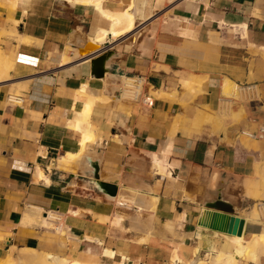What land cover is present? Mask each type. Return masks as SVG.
Segmentation results:
<instances>
[{
  "label": "crops",
  "instance_id": "obj_1",
  "mask_svg": "<svg viewBox=\"0 0 264 264\" xmlns=\"http://www.w3.org/2000/svg\"><path fill=\"white\" fill-rule=\"evenodd\" d=\"M0 47V264H262L264 0H0Z\"/></svg>",
  "mask_w": 264,
  "mask_h": 264
},
{
  "label": "water",
  "instance_id": "obj_2",
  "mask_svg": "<svg viewBox=\"0 0 264 264\" xmlns=\"http://www.w3.org/2000/svg\"><path fill=\"white\" fill-rule=\"evenodd\" d=\"M86 48L87 46L84 48V50L80 51V54L82 56L90 54V53L89 54L83 53V51H86L85 50ZM100 48L97 51H99ZM101 54L102 55L100 57H98L95 60H92L93 66H96V67L103 66L105 64V61L110 57L109 52H102ZM105 72H107L106 69L102 70V74L100 75L97 73H93V76H95L96 78H101L103 77ZM96 180L98 181V185L101 187V189H103L106 192L107 195H109L110 197H116L117 187L115 185L107 184V183L99 181V176H96ZM226 206L228 207L226 208L224 206L223 207L216 206L214 209H216L217 211H221L224 214L219 215L218 218L214 217L215 219L214 224L207 225L203 223V225L213 228L214 230L225 232L229 235L243 237L244 232H245L246 222L236 215L235 209L231 205H226Z\"/></svg>",
  "mask_w": 264,
  "mask_h": 264
},
{
  "label": "bare ground",
  "instance_id": "obj_3",
  "mask_svg": "<svg viewBox=\"0 0 264 264\" xmlns=\"http://www.w3.org/2000/svg\"><path fill=\"white\" fill-rule=\"evenodd\" d=\"M105 15H107V14H105ZM108 17L112 20V22H113V25H118L119 23H121V21L123 20V22H124V17H120V16H117V17H114V16H108L107 15V19H108ZM129 17V16H128ZM128 17H126V18H128ZM130 20H131V17H130ZM128 21L129 22V29H131L133 26H134V22L131 20V21ZM126 21V24H127V20H125ZM121 25V24H120ZM119 25V26H120ZM113 31V30H112ZM103 32V31H102ZM102 32L100 33V34H102ZM114 32V31H113ZM104 33V35H106L105 34V32H103ZM107 33V32H106ZM114 34H116L115 32H114ZM118 34V33H117ZM101 36V35H100ZM103 36V35H102ZM117 36V35H116ZM105 37V36H104ZM103 39H100V42L102 41ZM91 47H93L94 48V51L95 50H98L99 48H100V46H97V45H92V44H89L88 45V48H87V51L88 52H83L84 54H89L91 51H89V49H91ZM93 51V50H92ZM0 61L1 62H4V64H5V66L8 64L7 63V61H8V59H7V61H6V59H4V57H3V53H1L0 52ZM10 62V61H9ZM12 65H10V67H11ZM8 68H9V64H8V66H7ZM258 168V167H257ZM261 194V193H260ZM258 195V194H257ZM256 195V196H257ZM257 200H260V202L259 203H257L253 208H252V211H251V213H250V215H249V217H250V219L253 221V222H255V223H258V224H264V210H262V209H264V195H258V197L256 198ZM51 218V217H50ZM264 232V231H263ZM255 235H253V240H251V241H249V243H247L246 244V247H245V249H246V256L248 257V258H250L251 260H255V254H254V252H259V253H263L264 252V235H260V236H255ZM239 243L240 244H242V239L241 240H239ZM243 253V249L241 248V254ZM261 255V254H260ZM236 256H239V253H237V255ZM263 256V255H262ZM45 262V261H44ZM46 262H49V261H46ZM202 263V261H200L198 264H201ZM204 263V262H203ZM202 263V264H203ZM218 263V261H214V263L213 264H217ZM42 264H45V263H42ZM57 264H77V263H75V262H72V263H67V262H63L62 260H61V262H59V263H57Z\"/></svg>",
  "mask_w": 264,
  "mask_h": 264
},
{
  "label": "built area",
  "instance_id": "obj_4",
  "mask_svg": "<svg viewBox=\"0 0 264 264\" xmlns=\"http://www.w3.org/2000/svg\"><path fill=\"white\" fill-rule=\"evenodd\" d=\"M243 89L244 88H239V91H242ZM122 97L125 100L140 103L147 108H153L154 106L153 98L146 92L142 79L139 78H132L127 81ZM221 102L231 105L233 99L227 96L222 98ZM242 136L252 141H264V126L256 132L243 131Z\"/></svg>",
  "mask_w": 264,
  "mask_h": 264
},
{
  "label": "rangeland",
  "instance_id": "obj_5",
  "mask_svg": "<svg viewBox=\"0 0 264 264\" xmlns=\"http://www.w3.org/2000/svg\"><path fill=\"white\" fill-rule=\"evenodd\" d=\"M0 52L4 53L1 47H0ZM3 57H4V59H6L4 54H3ZM1 67H5V64H4V62L0 61V68ZM228 106L232 107V105H230V104H224V103L221 102L220 103V107H219V112L220 111H223V112L225 111L226 112L229 109ZM249 142L255 143L256 141L249 140ZM261 142H264V141H261ZM258 202H260V201H255L252 204H249L248 205V210L244 213V215L247 216L249 214V212L251 211L252 207L254 205H256ZM262 210H264V209H262ZM262 264H264V258L262 260Z\"/></svg>",
  "mask_w": 264,
  "mask_h": 264
}]
</instances>
